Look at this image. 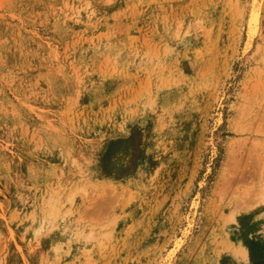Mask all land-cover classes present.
<instances>
[{
    "label": "rangeland",
    "instance_id": "rangeland-1",
    "mask_svg": "<svg viewBox=\"0 0 264 264\" xmlns=\"http://www.w3.org/2000/svg\"><path fill=\"white\" fill-rule=\"evenodd\" d=\"M250 240L264 0H0V264H249Z\"/></svg>",
    "mask_w": 264,
    "mask_h": 264
},
{
    "label": "bare ground",
    "instance_id": "bare-ground-1",
    "mask_svg": "<svg viewBox=\"0 0 264 264\" xmlns=\"http://www.w3.org/2000/svg\"><path fill=\"white\" fill-rule=\"evenodd\" d=\"M254 2V1H253ZM252 2V3H253ZM260 3V2H259ZM253 4L252 8L250 9V15L248 16L247 25L250 35H255L259 30V22H260V11L257 9H254ZM49 206V205H48ZM56 207V206H55ZM46 209V208H45ZM57 210V209H56ZM59 210V209H58ZM54 212V211H53ZM55 214V213H54ZM94 236V234H92ZM96 235V233H95ZM91 236V235H90ZM92 237V236H91ZM176 244V243H175ZM177 245V244H176ZM175 245V246H176ZM171 251V250H170ZM233 253L240 259L247 258V249L243 245H237L233 248Z\"/></svg>",
    "mask_w": 264,
    "mask_h": 264
},
{
    "label": "trees",
    "instance_id": "trees-1",
    "mask_svg": "<svg viewBox=\"0 0 264 264\" xmlns=\"http://www.w3.org/2000/svg\"><path fill=\"white\" fill-rule=\"evenodd\" d=\"M248 249L250 254V263L249 264H264L263 256L260 248V242L259 241H249ZM224 264V261H223Z\"/></svg>",
    "mask_w": 264,
    "mask_h": 264
}]
</instances>
